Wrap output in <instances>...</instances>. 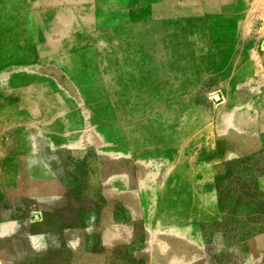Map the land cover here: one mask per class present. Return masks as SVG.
<instances>
[{"label": "rangeland", "instance_id": "374dc122", "mask_svg": "<svg viewBox=\"0 0 264 264\" xmlns=\"http://www.w3.org/2000/svg\"><path fill=\"white\" fill-rule=\"evenodd\" d=\"M0 264H264V0H0Z\"/></svg>", "mask_w": 264, "mask_h": 264}, {"label": "crops", "instance_id": "0c3cea01", "mask_svg": "<svg viewBox=\"0 0 264 264\" xmlns=\"http://www.w3.org/2000/svg\"><path fill=\"white\" fill-rule=\"evenodd\" d=\"M19 150H18V155H26L28 153V139L20 137L19 140Z\"/></svg>", "mask_w": 264, "mask_h": 264}, {"label": "water", "instance_id": "95a60500", "mask_svg": "<svg viewBox=\"0 0 264 264\" xmlns=\"http://www.w3.org/2000/svg\"><path fill=\"white\" fill-rule=\"evenodd\" d=\"M218 99H219L218 97L215 98V100H218Z\"/></svg>", "mask_w": 264, "mask_h": 264}]
</instances>
